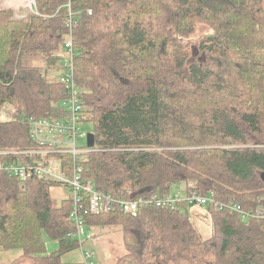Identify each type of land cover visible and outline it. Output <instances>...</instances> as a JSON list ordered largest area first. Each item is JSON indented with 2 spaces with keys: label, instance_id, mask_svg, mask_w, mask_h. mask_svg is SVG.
Wrapping results in <instances>:
<instances>
[{
  "label": "trees",
  "instance_id": "16d2710c",
  "mask_svg": "<svg viewBox=\"0 0 264 264\" xmlns=\"http://www.w3.org/2000/svg\"><path fill=\"white\" fill-rule=\"evenodd\" d=\"M68 1L35 0L20 13L0 6V150L33 146L27 117L65 114L67 91L46 72L63 67L71 35L94 135L84 178L121 199L184 182L250 213L264 208V0H70L71 32ZM200 24L209 31L194 39ZM57 186L0 172V251H18L5 264H68L80 240L70 235V200L50 196ZM207 210L205 237L185 203L135 216L114 206L83 223L121 234L124 252L110 264H264V217Z\"/></svg>",
  "mask_w": 264,
  "mask_h": 264
},
{
  "label": "built area",
  "instance_id": "2783aa9c",
  "mask_svg": "<svg viewBox=\"0 0 264 264\" xmlns=\"http://www.w3.org/2000/svg\"><path fill=\"white\" fill-rule=\"evenodd\" d=\"M21 5L27 11L36 9L35 0H21ZM66 7L68 9L66 26L71 32L76 23L70 0ZM69 36L64 43L67 55L62 68L65 70L58 78L67 91L65 98L61 100L65 114L58 117H27L33 146L19 150H0V172L16 177L22 182L32 177L57 182L60 187L67 189V198L72 205L69 218L75 225L70 235L80 240L82 264H98L93 248L87 247L81 240L83 214L86 212L98 214L116 206L123 213L135 216L141 208L151 204L175 207L179 203H185L206 206L214 204L219 209L226 208L229 213H240L242 219L250 215L264 217V208L261 206L250 213L243 210L239 204H223L216 201L213 192L200 194L191 190L185 191L183 196L171 192L164 196L152 194L148 198L121 199L101 192L93 180L84 178L83 164L90 148L86 145L87 142L83 144L77 142V137L86 138L87 133L79 128L84 121V115L81 94L74 77V51L71 35ZM0 119H5L4 113L0 114Z\"/></svg>",
  "mask_w": 264,
  "mask_h": 264
},
{
  "label": "rangeland",
  "instance_id": "374dc122",
  "mask_svg": "<svg viewBox=\"0 0 264 264\" xmlns=\"http://www.w3.org/2000/svg\"><path fill=\"white\" fill-rule=\"evenodd\" d=\"M27 12V11H26ZM209 31L208 27L205 25H198L196 34L194 35V39H197L203 36L205 33ZM65 69L63 68H49L46 72V78L48 80L58 79L60 75L63 73ZM9 112L13 111L11 106L8 107ZM80 130L84 131V133H89L92 130L91 124L88 122H82L79 126ZM77 142L83 144L86 142V138L77 137ZM186 187L184 182H179L173 188V194L179 193L180 196L185 194ZM186 209L190 217L194 220L198 231L201 235L208 236L212 231V224L209 216V212L207 210L206 205H186ZM82 235L81 240L83 243L88 242L89 240V230L84 225L82 226ZM92 231L93 241L92 248L95 252V259L97 262L101 264H110L112 263L120 254L124 252V246L121 239V234L119 232L113 231L108 228H104L102 230L98 229H90ZM101 231V232H100ZM46 249L48 252L55 251L57 249V243L54 241L47 240ZM74 253L69 260H66L68 264H81L79 262V253L80 248H76L73 250ZM18 253L17 250H8V251H0V264H5L10 262L15 255ZM81 259V258H80ZM28 264V263H27Z\"/></svg>",
  "mask_w": 264,
  "mask_h": 264
},
{
  "label": "crops",
  "instance_id": "0c3cea01",
  "mask_svg": "<svg viewBox=\"0 0 264 264\" xmlns=\"http://www.w3.org/2000/svg\"><path fill=\"white\" fill-rule=\"evenodd\" d=\"M0 6L3 9H11L14 10V12L16 13H20V12H25L27 10H25L22 5H21V0H0ZM28 12V11H27ZM50 196L52 199H54L56 201L57 204H59L62 200L67 198V189L64 187H51L50 188ZM89 230V229H88ZM90 234V231H89ZM92 240L89 239L88 242L85 243V245L87 247H93L92 246ZM71 253H74L73 251H70L66 254H64L63 256V260H69L72 256H69ZM79 254V262L81 263L82 261V250L80 249V252H78ZM73 255V254H71ZM81 258V259H80ZM82 264V263H81Z\"/></svg>",
  "mask_w": 264,
  "mask_h": 264
},
{
  "label": "water",
  "instance_id": "95a60500",
  "mask_svg": "<svg viewBox=\"0 0 264 264\" xmlns=\"http://www.w3.org/2000/svg\"><path fill=\"white\" fill-rule=\"evenodd\" d=\"M86 142H87L86 145L89 148H92L94 146V135L92 132L87 133Z\"/></svg>",
  "mask_w": 264,
  "mask_h": 264
},
{
  "label": "bare ground",
  "instance_id": "6f19581e",
  "mask_svg": "<svg viewBox=\"0 0 264 264\" xmlns=\"http://www.w3.org/2000/svg\"><path fill=\"white\" fill-rule=\"evenodd\" d=\"M62 8H63V7H62ZM77 8H78V7H77ZM7 12H8V11H7ZM57 12H58V11H57ZM60 22H61V19H60ZM61 23H62V22H61ZM65 29H66V28H65ZM73 60H74V59H73ZM15 75H16V74H15ZM36 75H37V74H36ZM36 75H35V76H36ZM34 79H35V78H34ZM48 85H49V84H48ZM16 110H17V109H16ZM32 113H35V112H32Z\"/></svg>",
  "mask_w": 264,
  "mask_h": 264
}]
</instances>
